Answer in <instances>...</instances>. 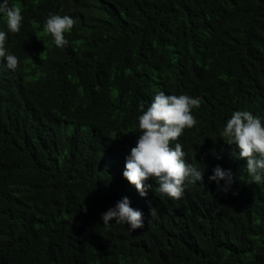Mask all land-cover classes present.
<instances>
[{
  "label": "trees",
  "instance_id": "1",
  "mask_svg": "<svg viewBox=\"0 0 264 264\" xmlns=\"http://www.w3.org/2000/svg\"><path fill=\"white\" fill-rule=\"evenodd\" d=\"M8 5L24 20L7 34L17 69L0 62V264H264V183L220 139L234 111L264 122V0ZM50 13L75 20L63 48L43 31ZM160 91L200 99L196 126L171 146L203 182L179 200L154 181L141 197L123 177L140 108ZM218 165L233 174L227 192L208 179ZM124 197L143 228L103 226Z\"/></svg>",
  "mask_w": 264,
  "mask_h": 264
},
{
  "label": "clouds",
  "instance_id": "2",
  "mask_svg": "<svg viewBox=\"0 0 264 264\" xmlns=\"http://www.w3.org/2000/svg\"><path fill=\"white\" fill-rule=\"evenodd\" d=\"M0 14L6 22L7 32L0 31V62H6L9 70L15 71L19 65L18 58L9 53L6 42L7 34H18L24 17L22 9L13 5L9 7L8 0L0 3ZM75 20L69 15L49 14L43 25L45 34L53 37L57 48L68 44L65 33L72 30ZM38 38V37H37ZM39 39V38H38ZM200 107V99L188 95H166L158 92L147 110L143 105L138 117L136 132L139 137L135 147L126 156L123 177L134 186L141 197H146L154 181L155 192L169 199L182 198L185 186L203 182L204 171H200L186 161V153L177 141L186 129L197 124L192 110ZM127 134V133H125ZM220 139L227 145L239 149V158L246 160V172L250 181L255 184L264 183V122L250 111L237 110L227 120L220 132ZM209 181H214L218 187L227 192L234 183L231 170H224L219 165L213 169ZM224 181L221 185L220 181ZM151 216L156 215V209L149 204ZM104 227H110V222L128 225L130 231L144 227L142 211L130 206V200L124 197L114 207L101 214Z\"/></svg>",
  "mask_w": 264,
  "mask_h": 264
}]
</instances>
